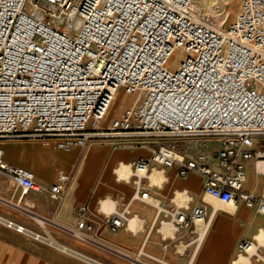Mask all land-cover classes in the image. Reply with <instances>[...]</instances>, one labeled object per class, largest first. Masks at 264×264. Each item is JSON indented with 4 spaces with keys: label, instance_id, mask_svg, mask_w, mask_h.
<instances>
[{
    "label": "built area",
    "instance_id": "2783aa9c",
    "mask_svg": "<svg viewBox=\"0 0 264 264\" xmlns=\"http://www.w3.org/2000/svg\"><path fill=\"white\" fill-rule=\"evenodd\" d=\"M197 6L196 0H0V143L39 140L69 151L112 137L204 144L219 137L213 153L187 155L174 143H158L151 162L175 166L180 175L200 173L205 196L241 201L264 214V199L242 187L245 162L264 160V0H241L227 26L225 16L216 24ZM120 89L135 99L103 126ZM129 166L140 191L149 161ZM0 175L22 193L41 187L32 170L5 160L1 145ZM68 181L58 171L50 196L61 195ZM135 196L161 215L156 229L164 242L179 245L180 230L204 223L206 206L190 207L184 190L166 207L147 190ZM76 212L74 232L87 237L93 228L87 208L79 205ZM128 215L126 205L105 221L117 230ZM0 223L66 249L44 225L34 230L1 214ZM254 248L245 239L238 254Z\"/></svg>",
    "mask_w": 264,
    "mask_h": 264
},
{
    "label": "crops",
    "instance_id": "0c3cea01",
    "mask_svg": "<svg viewBox=\"0 0 264 264\" xmlns=\"http://www.w3.org/2000/svg\"><path fill=\"white\" fill-rule=\"evenodd\" d=\"M157 140L112 137L69 151L44 142L25 147L0 143L5 160L32 170L41 185L39 190L22 193L11 179L0 175V214L34 230L44 225L66 248L42 243L0 223V264H264V214L241 201L231 204L205 196L200 173L180 175L175 166L151 162ZM179 141V150L187 155L206 152L200 139ZM140 158L152 168L139 177L140 191L147 190L166 207L171 206L175 192L184 190L191 197L190 207L206 206L201 228L176 234L179 245L167 240L164 246L156 229L161 215L135 196L140 191L129 164ZM60 170L69 175V181L64 192L52 198L48 188ZM242 187L264 199V160L245 162ZM79 205L86 206L85 219L93 224L87 237L74 232ZM126 205L125 224L112 230L105 215ZM245 239L253 240L255 248L239 255L238 245Z\"/></svg>",
    "mask_w": 264,
    "mask_h": 264
},
{
    "label": "rangeland",
    "instance_id": "374dc122",
    "mask_svg": "<svg viewBox=\"0 0 264 264\" xmlns=\"http://www.w3.org/2000/svg\"><path fill=\"white\" fill-rule=\"evenodd\" d=\"M198 3V8L199 5L202 7L200 8V11L204 14H210L212 22L218 24L223 21V18L225 16V22L224 26H227L231 20L234 18L236 12L239 9V5L241 0H218V6L216 7L214 11H210L209 8L207 7V4L205 2H201L199 0H196ZM229 12V15L226 13ZM179 60L178 55L176 56V61ZM135 99L134 94H127L124 92L123 89H120L114 99L113 102L110 106V111L106 115L105 119L102 120L101 124L104 126H108L111 121L113 120L114 117H117L118 115L121 114V112L124 110L126 106H129L133 100ZM183 141V140H182ZM194 141V140H191ZM219 137H210L204 140L205 142V149L206 152L213 153L214 151L217 150L219 147ZM43 141L39 140H5L2 141L1 143L4 144H13V145H22V146H29V145H42ZM158 143H164V144H171L174 143L178 148L180 146V141L176 138H163L161 140H157L156 144ZM140 264V263H136Z\"/></svg>",
    "mask_w": 264,
    "mask_h": 264
},
{
    "label": "bare ground",
    "instance_id": "6f19581e",
    "mask_svg": "<svg viewBox=\"0 0 264 264\" xmlns=\"http://www.w3.org/2000/svg\"><path fill=\"white\" fill-rule=\"evenodd\" d=\"M199 1H203L207 4V7L209 8L210 11H214L216 9V7L218 6V0H199ZM198 11H200V9L197 7ZM201 14H203L201 11H200ZM227 15H229V12L226 13ZM113 102V101H112ZM112 104V103H111ZM111 106V105H110ZM110 108V107H109ZM108 108V110L106 111V114L104 116V119L106 117V115L109 113L110 109ZM119 175L121 177H125L126 175H124V172L123 170H120L119 171ZM59 244V243H57ZM58 247V246H57Z\"/></svg>",
    "mask_w": 264,
    "mask_h": 264
}]
</instances>
